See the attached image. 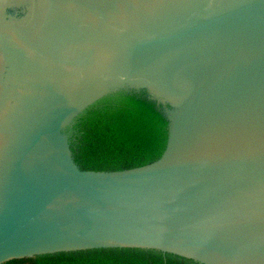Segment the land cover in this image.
Segmentation results:
<instances>
[{
  "label": "water",
  "instance_id": "1",
  "mask_svg": "<svg viewBox=\"0 0 264 264\" xmlns=\"http://www.w3.org/2000/svg\"><path fill=\"white\" fill-rule=\"evenodd\" d=\"M101 247L264 264V0H0V264Z\"/></svg>",
  "mask_w": 264,
  "mask_h": 264
},
{
  "label": "trees",
  "instance_id": "2",
  "mask_svg": "<svg viewBox=\"0 0 264 264\" xmlns=\"http://www.w3.org/2000/svg\"><path fill=\"white\" fill-rule=\"evenodd\" d=\"M3 264H200L192 259L155 249L101 247L57 251L9 259Z\"/></svg>",
  "mask_w": 264,
  "mask_h": 264
}]
</instances>
